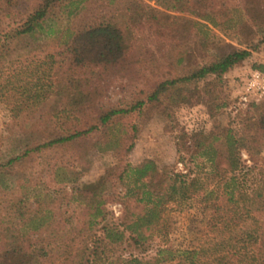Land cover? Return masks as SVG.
<instances>
[{"label": "trees", "instance_id": "1", "mask_svg": "<svg viewBox=\"0 0 264 264\" xmlns=\"http://www.w3.org/2000/svg\"><path fill=\"white\" fill-rule=\"evenodd\" d=\"M1 1L0 14L10 18L12 29L0 31V63L16 61L12 51L25 38L45 32L48 23L71 21L58 35L48 30L52 36L46 46L57 49L50 57L52 73L23 84L13 95L16 117L45 113V104L58 101L64 121L47 122L44 140L6 166L21 165L43 152L74 150L76 160L55 163L50 175L70 186L64 197L77 214L56 228L55 200L47 192L44 209L38 201V211H45L48 219L47 237L34 239L23 229L36 218L27 219L22 211L27 194L20 186L22 196L13 206L7 201L0 217V264H101L107 246L105 264H264V162L259 160L264 112L258 106L251 107L256 116L246 118L241 130L221 123L209 134L181 131L176 138L181 170L159 168L153 160L133 166L127 157L139 126L123 124L143 113L172 121L179 105L202 93L203 82L222 86L229 72L262 51L264 0ZM214 29L245 37L240 41L245 49L219 52ZM157 37L168 45L166 67L145 57L146 43ZM24 50L27 57L35 53L34 48ZM159 68L165 69L163 78L138 94L134 105L105 104L116 79L137 74V79L146 80L147 70L153 74ZM93 149L113 152L117 163L98 179L84 181L88 164L76 163ZM130 199L142 206V213L128 212ZM115 202L126 209L117 220L107 208ZM193 210L204 216V229L194 238L196 243L177 246L169 214ZM190 216V225H196L198 217Z\"/></svg>", "mask_w": 264, "mask_h": 264}, {"label": "rangeland", "instance_id": "2", "mask_svg": "<svg viewBox=\"0 0 264 264\" xmlns=\"http://www.w3.org/2000/svg\"><path fill=\"white\" fill-rule=\"evenodd\" d=\"M24 1L31 3L32 0ZM148 3L152 6L155 5L154 2ZM2 7L3 2L0 0V11ZM172 15L184 16V14ZM238 18H240L239 14L236 15L235 21ZM9 23H12L10 18H3L0 14V31H10L12 28L8 25ZM70 23L71 21L67 20L48 23L45 32L38 33L31 38H25L24 42L12 51L10 56L16 58V61L0 63V217H3L6 212L7 201H11L10 205L13 206L15 200L22 196L19 187L24 185L27 196H24L21 201L22 211L25 212L27 219L33 217L36 219L23 229L34 239L47 237L44 226L48 221L46 212L43 210L38 211L40 204L42 209L45 208L43 202L46 194H51L55 200L53 209L56 216V228H61L65 219L72 215L76 216L75 205L70 204L68 206V199L64 197L65 192L66 194L70 193V186L53 181L54 177L50 175V168L55 163L74 162L77 154L72 149H59L33 156L21 165L6 166L10 159L23 154L28 148L44 140V133L47 128L45 124L47 122L60 125L65 118L63 114L59 113L61 106H59L58 101L53 102L50 106L45 104L43 107L45 113L42 110L30 116L16 117L14 108L17 100L13 95L23 84L38 82L52 73L55 66L50 57L53 53H56L57 49L46 46L52 36L48 33V30L51 27L58 35L59 31L66 29L71 25ZM214 30L218 35L217 50L219 52H229L233 47L245 49V46L240 44L241 40L246 41L245 37H238L233 32L224 35L220 31ZM237 38H239V41ZM164 41L157 37L147 42L144 48L145 57L157 64L160 63L161 66L167 64L165 54L168 45ZM25 47L28 49L34 48V55L25 56ZM253 64H264V49L260 52H254L247 62L240 64L229 72L222 86L214 88L210 85V80L203 82L200 85L202 93L196 98L179 105L173 112L174 119L172 121H168L161 114L149 116L146 113L134 114L125 119L123 121L124 125L125 123H133L139 126L135 147L127 157L128 162L133 166H138L145 160H153L159 168L175 167L181 170L182 166L176 164L178 159L176 138L181 131L188 134L198 132L209 134L216 124L221 123L231 125L236 130H241L243 121L246 118H255L257 110L256 108H249L236 112L232 108L238 82L247 75ZM134 66L135 69L139 68V65L135 64ZM147 66L150 67V63ZM150 71H146L147 78H149L146 80L137 79V74H135L136 76L130 74L126 76V73L124 74L125 79H116L115 83L108 89L104 99L105 104L121 108H129L134 105L136 96L140 95L142 91L148 90L154 83L163 78L165 69H156L153 74ZM258 108L260 112H264V103ZM85 155L76 163L77 166L84 162L88 164V172L83 176L84 181L98 179L117 163L113 152H99L93 149ZM243 158L248 159L246 154H243ZM259 160L264 162V149ZM38 201H41L40 204ZM126 202L128 212L142 213V206L135 203L133 199L126 200ZM107 208L116 220L120 219L126 210L125 206L119 202L110 203ZM200 214L201 212L196 210L183 214H169L171 236L177 246H190L192 241L197 242L194 238H197L199 232L204 229L201 224L204 216ZM190 215L198 217L196 225H190V219L192 218ZM104 249L101 264H105V259L108 258V246ZM150 255L153 256L154 252Z\"/></svg>", "mask_w": 264, "mask_h": 264}, {"label": "built area", "instance_id": "3", "mask_svg": "<svg viewBox=\"0 0 264 264\" xmlns=\"http://www.w3.org/2000/svg\"><path fill=\"white\" fill-rule=\"evenodd\" d=\"M234 111L249 109L264 103V64L262 69H250L238 82Z\"/></svg>", "mask_w": 264, "mask_h": 264}]
</instances>
